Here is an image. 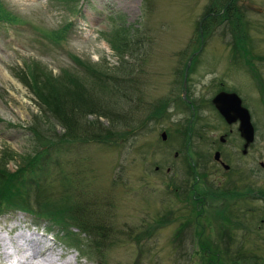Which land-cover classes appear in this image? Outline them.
Instances as JSON below:
<instances>
[{
	"label": "rangeland",
	"instance_id": "obj_1",
	"mask_svg": "<svg viewBox=\"0 0 264 264\" xmlns=\"http://www.w3.org/2000/svg\"><path fill=\"white\" fill-rule=\"evenodd\" d=\"M211 2L212 0H0V9L30 26L28 28L21 25L17 32L8 27H0V154L6 151L24 156L31 153L36 145L27 127L31 117L40 114L39 105L20 81L22 73H26L29 68L45 69L46 73L53 76L63 69L73 72L76 68L79 74L84 75L83 67L74 61L75 58L89 67L105 66L111 73L116 69L117 74L130 79L127 71L130 64L134 69L131 79L136 89L131 101L138 98L141 102L152 104L162 97L178 100L182 85L180 76H184L185 69L182 74L180 70L183 68L182 64L188 62L186 54H179L187 46L190 49L195 45L193 42L189 44V40L195 31L196 22ZM65 3L74 4L76 12L65 11ZM233 4L243 13L244 20L248 23L249 34L246 35V41L249 45L246 44V47L250 55L246 57H253L254 66L259 72L257 81L242 65L244 61L239 60L238 55L235 59L232 58L225 44L229 39L225 37L223 41L220 37V32L224 29L212 24L210 29L213 31L206 38L192 73L187 76L190 87L186 88V93L192 96L190 106L197 103L194 110L201 116L200 125L204 124L202 127L207 128L205 132L208 140L213 136L217 139L224 132L222 128H228L212 109L207 108L209 104L206 100L216 93L214 86L217 83L223 82L230 90L238 92L240 96L242 94L244 107L249 111L254 138L245 154H240L242 145L234 127L228 133L227 141L219 146L208 142L203 145V140L191 137L193 140L191 139L189 150L192 160L196 161V171L202 179L198 188L209 187L212 192L220 193L238 190L244 192L248 188L264 190V57L261 61L254 58L257 54L264 55V0H234ZM65 24H68V29L61 31L62 38L55 45L36 33L37 30L52 35L53 31L62 30ZM117 28L120 29L121 37L131 36V32L135 31L134 37L138 38L137 42L143 43V47L136 49L132 55H127L125 51H115L107 35ZM121 60L128 61L120 63ZM230 61L238 64L233 65ZM105 68L103 67L104 70ZM129 103L123 102L117 110H123L124 113L129 111L132 118L142 120L140 111L129 107ZM79 104L87 109L93 105L84 101H79ZM173 107L178 109L179 105ZM158 108L161 109L160 104ZM187 108L177 116L172 111L166 112L164 116L158 115L144 126V131L140 130L142 132L138 131L126 140H119L113 146L73 143L64 146L63 150H49L50 163L45 184L52 187L54 196L58 197L63 189L59 177L68 175L74 189L83 191L84 185L86 186L89 199L92 198L91 195H98L102 200L104 197L107 207L112 210L107 213L109 225L115 232L127 233L121 234L120 242L107 251L106 264H193L196 261L193 253L196 251L197 237L193 234V223L184 226L178 233L179 240L175 244L171 243L178 224L184 220L182 216L186 214L182 209L188 208L186 203L176 199L170 186L174 184L187 187V177L182 170L184 161L179 158V152H183L180 144L183 139L179 140L180 131L176 136L173 133V130L182 128L189 117L190 110ZM93 118V115L85 116L89 121ZM100 120L104 126L107 125V118ZM192 126L195 132L201 131L194 120ZM55 131L59 132L60 127L55 126ZM161 131L166 134L168 131L170 139L167 137L165 141H161ZM215 148L229 167L227 171L213 163L212 153ZM174 152L177 155L173 158ZM13 159L15 161L10 160L7 164V169L11 171L18 161L17 157ZM167 167L168 171H165ZM77 178H82L84 185ZM230 196L229 199L222 198L216 203L212 200L205 202L201 220L202 227L205 226L204 235L208 238H203V241L215 242L217 245L219 234L225 228L219 229L223 222L216 214L226 209L231 212L228 214L232 229L229 230L232 236L230 248L234 250L241 246L246 250L251 249L254 259H261L264 255V223L259 224V221L264 219L263 203L261 200H253L233 204L239 197ZM195 201L198 203L197 199ZM161 219L166 222L156 223V220ZM31 220L20 212L0 215V231H5L4 234L11 237L19 228L15 227L17 224H26L28 230L33 226L35 231L45 232L50 234L47 235L49 238H53L50 244L37 240L44 247L40 254L46 262L97 264L96 260L81 257L75 248L63 242L58 228L53 226L51 230H46L45 221L39 220L35 224ZM149 224H157L159 228L152 230L150 235H145L144 230ZM18 232L23 234L20 229ZM25 235L34 239L31 233ZM222 247L220 246L221 249ZM251 254L247 253L246 256ZM228 256L231 258L229 261L228 258L225 260V255L220 258L222 264L239 263L232 261L230 253ZM0 259L4 263V258ZM248 260L251 261V258Z\"/></svg>",
	"mask_w": 264,
	"mask_h": 264
},
{
	"label": "trees",
	"instance_id": "obj_2",
	"mask_svg": "<svg viewBox=\"0 0 264 264\" xmlns=\"http://www.w3.org/2000/svg\"><path fill=\"white\" fill-rule=\"evenodd\" d=\"M233 2L234 0H224L223 2L212 0L211 5H208L200 20L196 22L195 31L189 40V44L193 42L195 45L190 49L187 46L179 54H186V57L188 56V59L190 57L189 61H191L189 67L186 66V62L182 64L181 74L185 68H187V76L190 72L192 73L198 55L206 43V38L213 31L210 26L215 24L214 27L221 26L224 29L220 32V37L222 40L225 37L229 39L225 44L228 46L232 58L235 59L238 55L239 60L244 61L242 65L257 81L259 72L256 71L255 63L252 61L253 57H246L249 54L246 47L249 45L246 41V35L249 34L248 23L244 20L243 13L234 7ZM64 6L68 12L74 11V5L67 6L65 3ZM13 19L16 20L17 18L13 16ZM18 22H20L19 19ZM67 25H63L60 31H53L54 40L60 39L61 31ZM119 30L117 28L107 35L110 37L109 42L115 51H125L127 55H132L136 49L143 47V43L137 42L138 38L134 37L135 31L131 32L133 33L131 36L121 37ZM263 57L264 55L261 54L254 55L258 61H261ZM74 61L83 67L84 75L79 74L75 70L76 68L73 72L63 69L56 76L38 68H29L26 73H22L21 83L29 89L35 98V102L39 105L40 114L33 115L27 127L31 133V139L35 141L36 145L31 153L24 156L14 155L6 151L1 152L0 214L19 210L28 214L34 221H45L47 228L53 226L58 228L65 242L74 245L80 254L96 260L98 264H106L107 251L120 242L121 234L127 233L124 231L115 232L113 227L109 225L107 213L111 209L107 207L105 198L103 197L102 200L98 195H91L92 198L89 199L88 195L90 194L86 190L82 178L77 179L82 181L83 191L72 187L71 178L68 175L60 176L59 181L63 189L58 197L54 196L52 187L45 184L50 163L48 152L49 150L59 151L64 146L73 143L113 146L119 140L128 139L136 131V127L130 123L128 117L131 114L129 111L124 113L123 110H117V108L125 101L131 104L136 90L135 85L134 87L132 85L134 81L131 79V72L134 69L128 64L127 71L130 73V79H125L117 74L116 69L111 73L107 71L105 66H103L104 70L103 67L99 68L96 65L89 67L86 63L75 58ZM125 61L128 60H121L120 63ZM230 62L233 65L238 64L236 61ZM181 79L182 76H180ZM79 101H84L87 104L93 103V105L87 109L81 107ZM181 103L183 104L182 101ZM206 103L208 104L207 100ZM86 115H93V120L85 119ZM158 115L163 116V107L160 109L154 105V108L145 115V119L155 120ZM100 118H107V125L104 126ZM55 126L60 127L59 132L55 131ZM15 156H17L18 161H16L14 170L11 171L7 169V164L10 160L15 161L13 159ZM189 170L186 171L187 181L189 182L191 179L193 183L195 180L194 170L191 166ZM170 186L172 190L177 189L178 193L174 191L175 197L186 203L188 207L182 209L186 211V214L182 216L184 220L178 224V229L175 231L174 237L172 236L171 243L175 244L179 240L178 233L184 226L193 223V234L197 237L196 251H193L196 261L193 264L198 262L200 264H222L220 258L225 255L226 260L229 253L232 255V261H239L238 264H264V255L261 259H254L251 249L246 250L241 246L234 250L230 248L232 236L229 230L232 229L229 226L231 222H229L230 216L228 214L231 212L226 209L216 214L223 222L219 229L225 228V231L223 228L219 234L217 245L211 241H209L210 243L204 242L203 238H208V236L204 235L205 226L202 227L203 206L196 205V201L191 199L190 191L187 188L174 184ZM251 190L253 189L251 188ZM251 190H247L245 193H220L219 191L212 192L210 188L206 196L212 201L228 195H231V198L239 197L237 202L231 201V203H238L239 205L246 201H252L251 197L253 196L247 198V194ZM258 194L263 197L262 209L264 210V190H258ZM157 222L165 223L166 221L161 219L156 220ZM259 222V224L264 223V219ZM156 228H159L157 224H149L144 230L145 235L147 233L150 235L151 231ZM262 245V253L264 254V243ZM220 246H223L222 249ZM245 253L251 255L246 256ZM248 258H251V261ZM230 259L228 258V261Z\"/></svg>",
	"mask_w": 264,
	"mask_h": 264
},
{
	"label": "bare ground",
	"instance_id": "obj_3",
	"mask_svg": "<svg viewBox=\"0 0 264 264\" xmlns=\"http://www.w3.org/2000/svg\"><path fill=\"white\" fill-rule=\"evenodd\" d=\"M240 108L245 109L247 111V109L243 106H240ZM237 113L238 115L242 114L239 108L235 111L233 121H231L229 125H239V118H235L237 117ZM250 127L252 128L251 123ZM244 141L245 138L243 137L241 153H243L251 143L249 142L243 150ZM4 232L0 231V257L4 258V261L7 264H51V261L46 262V259H42L40 252L41 249L44 247L39 242H37V239H30V237H26V235L21 234L17 230V232L12 235L13 237L11 236L13 239L12 241L11 237H7ZM38 259L40 262H38Z\"/></svg>",
	"mask_w": 264,
	"mask_h": 264
},
{
	"label": "water",
	"instance_id": "obj_4",
	"mask_svg": "<svg viewBox=\"0 0 264 264\" xmlns=\"http://www.w3.org/2000/svg\"><path fill=\"white\" fill-rule=\"evenodd\" d=\"M211 102L228 124L231 121H233L234 113L239 108L242 114L238 115L237 113V117L235 118H239V125H238L239 136L242 139L243 137L245 138L243 145V150H244L245 146H247L248 143L252 142L253 140V129L250 127L248 112L245 109L240 108L239 99L232 94H222V93L218 94L212 99ZM161 138L163 140L165 139L164 133H161ZM216 156L217 154L215 153L214 158H216ZM225 168H227V166H225Z\"/></svg>",
	"mask_w": 264,
	"mask_h": 264
},
{
	"label": "flooded vegetation",
	"instance_id": "obj_5",
	"mask_svg": "<svg viewBox=\"0 0 264 264\" xmlns=\"http://www.w3.org/2000/svg\"><path fill=\"white\" fill-rule=\"evenodd\" d=\"M190 87V83L188 82L185 86H184V88H189ZM185 91H186V89H184ZM216 93L217 92H220V91H223V92H226V93H235L237 96H239L240 97V99H242V94H241V96L240 95H238L235 91H232V90H230L226 85H223L222 83H218V88H216ZM215 93V94H216ZM214 94V95H215ZM213 95V96H214ZM212 96V97H213ZM211 97V98H212ZM185 98H186V103L188 104V106L190 107V111L192 112V111H194V108H196V105H197V103H194V104H192L191 106H190V101L189 100H191V98H192V96L191 95H189V94H187L186 92H185ZM211 98L210 99H207V101H208V103L210 104V101H211ZM242 103H243V100H242ZM178 115V114H177ZM215 115L217 116L218 114L217 113H215ZM192 119H193V117H191ZM218 118L220 119V121L221 122H223V120L221 119V117L218 115ZM191 121V120H190ZM189 121V122H190ZM228 128H222L223 130H224V132H222V133H220L219 135H218V137H217V139H215V136H213V138L211 139V140H208V138H207V140L209 141V143H210V145H216V146H219V145H222V143H225L226 141H227V139H228V137H227V135H228V133H230V132H232V128L234 127L235 129V132H237L236 130H237V126H236V124H233V125H226ZM197 134H201L200 132H198ZM237 135H238V132H237ZM239 142H241V145H242V140L241 139H239ZM218 150H219V148L218 147H216ZM215 148V149H216ZM214 149V150H215ZM216 152H217V150H215ZM215 152V153H216ZM218 153V155H217V160L216 161H214L213 163L217 166H221L220 165V163H224L223 162V160L220 158V153L219 152H217ZM222 168H223V166H222ZM226 170L225 171H227L228 170V168H225ZM234 188V187H233ZM235 189V188H234ZM256 193V195H258L259 196V194H258V192H255Z\"/></svg>",
	"mask_w": 264,
	"mask_h": 264
}]
</instances>
